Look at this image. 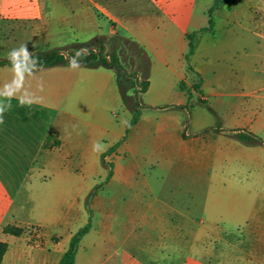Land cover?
Returning a JSON list of instances; mask_svg holds the SVG:
<instances>
[{
  "label": "crops",
  "instance_id": "crops-1",
  "mask_svg": "<svg viewBox=\"0 0 264 264\" xmlns=\"http://www.w3.org/2000/svg\"><path fill=\"white\" fill-rule=\"evenodd\" d=\"M47 6L48 0H0V60L44 52L40 45L49 42L43 13ZM187 34L183 30L170 49L159 34L149 37V42L159 46L150 47L155 56L146 77L149 87L139 97L140 118L125 140V124L110 118L111 111L122 106L113 68L59 65L26 74L0 66V241L8 245L2 264H59L67 250L59 245L63 240L69 244L87 223V196L107 178L103 161L115 143L112 179L132 187L144 170L141 183L151 189L144 173L155 165L213 167L215 177L221 165L231 171L236 142L225 131L264 129L261 111L251 102L235 104L231 98L257 95L264 87L246 92L253 81H238L242 90L229 92L222 81H210L201 66L192 60L189 66L185 60ZM125 68L142 73L135 63ZM194 93L199 102L211 101L207 107L223 125L207 128L197 116L189 131L186 119L196 106L191 102ZM51 133L58 134L60 145L45 148ZM7 225H33L63 235L58 243L30 245L23 242V236L4 233ZM230 246L236 256L245 255L239 258L244 264L246 258L256 260L255 253L243 245ZM256 246L264 256V240Z\"/></svg>",
  "mask_w": 264,
  "mask_h": 264
},
{
  "label": "rangeland",
  "instance_id": "rangeland-1",
  "mask_svg": "<svg viewBox=\"0 0 264 264\" xmlns=\"http://www.w3.org/2000/svg\"><path fill=\"white\" fill-rule=\"evenodd\" d=\"M48 1L43 13L49 42L40 45L44 52L63 50L70 52L68 58L78 52L99 54L102 42V55L117 53L123 67L135 63L143 71L154 60L151 48L159 46L149 42L150 36L159 34L170 49L186 30L195 45L188 65L192 60L210 81H222L229 92L242 90L238 81H253L246 92L264 87V0ZM92 37L97 38L87 41ZM195 78L202 81L200 75ZM260 96L264 90L231 99L235 104L251 102L264 119ZM191 97L196 106L186 119L189 131L197 116L207 128L223 125L208 109L211 101L199 102L195 93ZM121 105L110 118L125 124V140L133 129L127 132L132 114ZM236 131L251 133L262 143L233 137L236 161L231 171L221 165L215 177L213 167L155 165L144 173L151 189L141 183L144 170L136 176V187L112 179L118 143L113 144L103 163L107 178L91 191L92 197L87 196L90 230L79 244L75 264H244L239 258L245 255L236 256L231 244L255 253L256 260L246 258L245 264H263L256 243L264 240V129L225 132ZM27 228L23 242L30 245L58 243L63 235L55 229ZM68 246L63 240L59 248Z\"/></svg>",
  "mask_w": 264,
  "mask_h": 264
},
{
  "label": "trees",
  "instance_id": "trees-1",
  "mask_svg": "<svg viewBox=\"0 0 264 264\" xmlns=\"http://www.w3.org/2000/svg\"><path fill=\"white\" fill-rule=\"evenodd\" d=\"M213 10V9H212ZM211 10V11H212ZM212 20H210V24ZM188 39V52L185 55V60L188 62L190 55L194 53L195 45L192 41V35L187 34ZM104 47L99 49L100 53L96 54L93 51H86V53L80 52L78 54L71 55L73 61L58 51L51 50L43 53H34L28 55L27 53H20L14 57L6 60H0V66H11L19 69L23 73L31 74L38 72L41 69L51 68L59 65H75L82 67H98L107 66L113 68L116 73L117 86L121 96V101L125 108L132 114V118L127 126V132H129L137 124L140 118L142 106L139 103V95L146 92L149 87V81L146 79L150 65L146 64L142 73L129 72L125 67L120 64L117 53H113L110 57H106L101 54ZM147 63H150L147 61ZM198 88V85H195ZM251 134V133H249ZM244 132L236 131L230 132V136L243 141V142H257L262 143V140ZM57 133H51L48 135L45 142V148H53L60 145V141L57 138ZM104 157V154L102 155ZM104 163V161H103ZM111 174V173H110ZM93 193L89 194L88 197H92ZM91 199V198H89ZM3 232L13 236H22L28 233L27 227H20L14 225H7L3 227ZM90 223H86L80 228L70 239L67 250L62 255L59 264H75L76 254L79 244L83 237L89 232ZM8 245L6 242L0 241V264H2L4 256L7 252Z\"/></svg>",
  "mask_w": 264,
  "mask_h": 264
},
{
  "label": "water",
  "instance_id": "water-1",
  "mask_svg": "<svg viewBox=\"0 0 264 264\" xmlns=\"http://www.w3.org/2000/svg\"><path fill=\"white\" fill-rule=\"evenodd\" d=\"M69 53H70V52H69ZM69 53H68V54L62 53V54H63V55L65 56V58L67 59V58H68V55H69ZM78 53H79V52H78ZM78 53H74V54H78ZM27 54H28V55H30V53H29V52H27ZM70 60H71V61H73V57H71V58H70Z\"/></svg>",
  "mask_w": 264,
  "mask_h": 264
},
{
  "label": "flooded vegetation",
  "instance_id": "flooded-vegetation-1",
  "mask_svg": "<svg viewBox=\"0 0 264 264\" xmlns=\"http://www.w3.org/2000/svg\"><path fill=\"white\" fill-rule=\"evenodd\" d=\"M72 57V56H71Z\"/></svg>",
  "mask_w": 264,
  "mask_h": 264
}]
</instances>
